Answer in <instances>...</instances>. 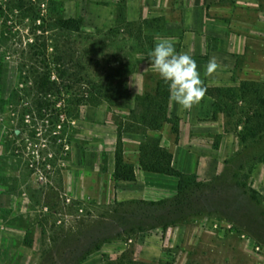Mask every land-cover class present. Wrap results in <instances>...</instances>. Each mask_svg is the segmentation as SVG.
<instances>
[{
	"label": "rangeland",
	"instance_id": "1",
	"mask_svg": "<svg viewBox=\"0 0 264 264\" xmlns=\"http://www.w3.org/2000/svg\"><path fill=\"white\" fill-rule=\"evenodd\" d=\"M126 1L0 0V264H264V131L239 141L264 120V0L237 13L261 33L220 87L259 85L218 97V174L187 173L182 193L150 200H123L111 176L131 141L161 138L134 129L160 77L148 53L162 23L127 18ZM46 65L55 84L40 88Z\"/></svg>",
	"mask_w": 264,
	"mask_h": 264
},
{
	"label": "crops",
	"instance_id": "2",
	"mask_svg": "<svg viewBox=\"0 0 264 264\" xmlns=\"http://www.w3.org/2000/svg\"><path fill=\"white\" fill-rule=\"evenodd\" d=\"M259 0H127L124 13L127 18H158L161 20L159 34L153 37L150 50L161 38L175 42L178 52L187 53L197 64L203 86L220 87L232 81L233 69L238 56L243 54L247 37L261 33L260 19L239 18L238 10L252 13ZM258 12V11H257ZM210 59L217 67L206 73ZM158 78L153 79L151 93L154 94ZM143 88V76H139ZM166 114L177 119L178 134L169 139L166 131L171 124L164 123L158 131L160 144L172 154L171 164L177 170L196 177L209 179L218 174L220 161L216 154L222 151L228 133L223 130L222 119L214 117V98L205 92L199 103L183 110L168 99ZM165 131V133H164ZM213 134L219 135V145L210 150L202 149L200 142L207 143ZM141 139L131 141V154L124 158L134 168V180H115L118 194L123 200L162 199L177 193L178 179L169 175L146 171L139 166V144ZM114 166L112 168V173ZM112 176V174H111ZM176 237L175 230H167L159 236L163 246L170 245Z\"/></svg>",
	"mask_w": 264,
	"mask_h": 264
},
{
	"label": "trees",
	"instance_id": "3",
	"mask_svg": "<svg viewBox=\"0 0 264 264\" xmlns=\"http://www.w3.org/2000/svg\"><path fill=\"white\" fill-rule=\"evenodd\" d=\"M72 20L65 19L61 21L62 26L66 28H70L69 24ZM43 57H45V51L43 52ZM44 59V58H43ZM45 60V59H44ZM44 72L42 77H39L40 88H48L55 84L54 81L50 80L49 67L46 65L44 67ZM258 82H241L237 89H231L226 87H207L206 93L214 98V110L218 106V99L221 96V92L224 91L226 94H232L233 92H237V96L240 97L248 90L250 86H258ZM94 86V83L92 84ZM91 90V91H90ZM90 91L93 92L92 88L85 90V94H88ZM260 94V91H258ZM236 94V93H235ZM239 94V95H238ZM168 88L167 85L163 82L161 78H158V83L155 89L154 94L151 92L147 93L145 97L146 105L143 107L144 111L141 113V119L138 121L139 124L142 125L141 128L134 129L136 132H141L145 134L146 131L154 132L158 131L162 124L169 123L171 124V129L175 133L178 134V127L176 124L177 119L169 118L166 114L167 103H168ZM236 96V95H235ZM258 96V95H257ZM260 96V95H259ZM258 96V97H259ZM259 104L264 106V96L259 97ZM136 120V119H135ZM137 121V120H136ZM130 124H127L124 130H130ZM129 126V127H128ZM243 129L246 131L241 133L239 137V141L243 142L248 138H254L258 136L261 132L264 131V120L260 119V117H255V121L252 124L247 125V123L243 126ZM120 131V130H119ZM172 154L168 151L164 146L160 144V140L158 137H146L145 140L141 141L139 144V166L141 169L161 173L165 175H169L178 179L177 185V194L182 193L185 189V178L194 177V174H185L176 168H174L171 164ZM112 178L114 180H134V168L131 163L125 161L119 154H117L114 163V170L112 173ZM244 186V185H243ZM253 193H256L253 191Z\"/></svg>",
	"mask_w": 264,
	"mask_h": 264
},
{
	"label": "clouds",
	"instance_id": "4",
	"mask_svg": "<svg viewBox=\"0 0 264 264\" xmlns=\"http://www.w3.org/2000/svg\"><path fill=\"white\" fill-rule=\"evenodd\" d=\"M153 69L167 85L169 101L183 110H189L204 97L206 88L200 77L195 60L187 53L178 52L175 42L161 38L148 53ZM217 67L210 59L206 73Z\"/></svg>",
	"mask_w": 264,
	"mask_h": 264
}]
</instances>
